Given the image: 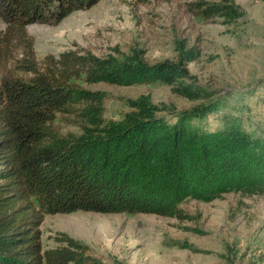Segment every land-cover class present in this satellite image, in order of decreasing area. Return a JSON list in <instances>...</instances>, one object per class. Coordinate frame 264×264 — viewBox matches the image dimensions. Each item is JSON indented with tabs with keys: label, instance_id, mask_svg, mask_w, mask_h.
Here are the masks:
<instances>
[{
	"label": "trees",
	"instance_id": "obj_1",
	"mask_svg": "<svg viewBox=\"0 0 264 264\" xmlns=\"http://www.w3.org/2000/svg\"><path fill=\"white\" fill-rule=\"evenodd\" d=\"M98 1L0 0V264L91 263L88 247L66 234L55 239L61 245L43 250L46 214L171 217L186 199L264 194V138L235 120L213 130L194 124L206 108L175 110L142 97L120 120L81 134L54 128L58 112L87 118L97 111L93 102L101 94L79 87L82 74L88 82L121 86L170 83L187 74L179 64H147L138 55L99 59L69 51L48 57L42 70L32 58L27 25L59 22ZM212 6L225 16L236 12L233 5ZM17 52L25 75L10 66ZM184 55L188 62L195 58ZM181 92L190 94L186 87Z\"/></svg>",
	"mask_w": 264,
	"mask_h": 264
},
{
	"label": "rangeland",
	"instance_id": "obj_2",
	"mask_svg": "<svg viewBox=\"0 0 264 264\" xmlns=\"http://www.w3.org/2000/svg\"><path fill=\"white\" fill-rule=\"evenodd\" d=\"M233 5L234 16L209 8ZM5 23L0 20V29ZM32 58L41 69L62 52L122 60L138 55L147 64L176 63L186 76L173 82L121 86L88 82L98 92L91 116L55 114L61 134H81L120 120L132 101L147 97L175 110L206 108L193 119L205 129L239 122L264 138V0H99L56 23L27 25ZM188 51L195 58L186 60ZM24 56L10 64L19 74ZM18 65V66H16ZM186 87L190 94L181 89ZM83 126V128H82ZM43 250L66 234L83 242L90 264H264V194L224 193L209 202L186 199L177 216L75 211L46 214L40 225Z\"/></svg>",
	"mask_w": 264,
	"mask_h": 264
}]
</instances>
